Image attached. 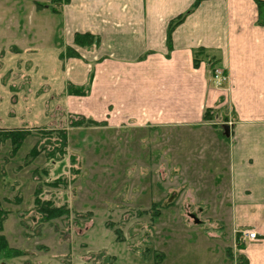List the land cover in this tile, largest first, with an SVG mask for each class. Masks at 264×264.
Listing matches in <instances>:
<instances>
[{
	"label": "rangeland",
	"instance_id": "obj_1",
	"mask_svg": "<svg viewBox=\"0 0 264 264\" xmlns=\"http://www.w3.org/2000/svg\"><path fill=\"white\" fill-rule=\"evenodd\" d=\"M36 2L57 7L50 0H0V87L27 91L32 68L15 55L46 48L53 24H61L60 16ZM43 63L48 70L51 59ZM34 84L39 83L33 78ZM24 103L18 109L22 117L12 121L25 123L31 135L13 157L9 144H0V204L8 211L2 234L24 255L1 264H246L234 247L242 242L225 202L230 175L222 141L232 121L227 107L219 119L217 113L208 118L210 129L154 133L71 129L61 106L48 115L46 127L35 129L30 118L25 121L31 108ZM14 111L9 116L18 117ZM61 128L69 133L66 157L51 165L41 156L24 166L25 155L41 139L38 133ZM57 176L63 182L49 186ZM37 189L42 199L66 206L69 215L42 223L33 210Z\"/></svg>",
	"mask_w": 264,
	"mask_h": 264
},
{
	"label": "crops",
	"instance_id": "obj_2",
	"mask_svg": "<svg viewBox=\"0 0 264 264\" xmlns=\"http://www.w3.org/2000/svg\"><path fill=\"white\" fill-rule=\"evenodd\" d=\"M195 1L58 0L51 8L36 2L60 16L61 24H53L46 48L34 46L28 54L15 55L16 61L29 62L32 78L27 93L22 87H0L5 103L0 129L32 132L15 122L26 101L31 114L25 121L30 118L35 129L46 127L52 121L48 115L61 106L104 130L154 133L210 129L204 112L217 113L219 119L227 107L229 136L222 141L212 133L223 142L230 175L225 202L231 206L233 232L257 233L255 241L234 247L246 264H264V21L256 0H205L175 27L167 46L169 23ZM75 34H90L99 44L76 47ZM67 48L78 56L66 58ZM44 57L51 59L48 70ZM211 67L226 72L227 90L210 86ZM33 78L38 86H32ZM69 85L86 88L87 94L69 95ZM11 110L18 117L9 116ZM9 120L15 121L7 128Z\"/></svg>",
	"mask_w": 264,
	"mask_h": 264
},
{
	"label": "trees",
	"instance_id": "obj_3",
	"mask_svg": "<svg viewBox=\"0 0 264 264\" xmlns=\"http://www.w3.org/2000/svg\"><path fill=\"white\" fill-rule=\"evenodd\" d=\"M58 0H52V2H57ZM202 1L205 0H196L193 6L189 11L184 13L183 15L178 16L176 19L172 20L168 26L167 32V46L170 42V34L181 22L184 20L185 16L189 14L195 7H197ZM258 9L260 11V19L264 21V3L262 1L256 0ZM40 6V5H38ZM73 44L76 47L80 48H90L97 46L99 44V39L90 35V34H75L73 39ZM77 53L71 49L67 48L65 50L66 58H75ZM214 67V66H213ZM212 68V67H211ZM214 68H212L213 71ZM215 70V69H214ZM67 93L69 95L75 96H84L87 94L86 88H76L71 85L67 87ZM212 117L211 111H205L203 114V122H206ZM103 126L102 124L96 123L91 119H85L80 116L69 115L68 117V127L71 129L74 128H95ZM38 131V130H37ZM31 135L29 130L24 129H14V130H1L0 129V144H5L6 142L9 144L10 153L9 157H13L22 147L23 143L26 141L27 137ZM41 136L40 141L37 142L25 155L23 165H29L37 158L43 156L46 160V163L55 165L58 161L62 160L66 157L67 154V133L64 129H53V130H42L38 133ZM54 169V168H53ZM44 176H47V169L42 171ZM62 177H55L49 186H57L59 183H62ZM47 183V182H46ZM34 202H33V210L36 214L40 216V220L42 223H49L61 217H67L69 215L68 209L66 206L56 207L52 204L51 201L42 199L40 196L39 189L34 192ZM20 197H17L19 199ZM12 203V200H8ZM157 206V205H156ZM155 206V207H156ZM157 212V211H156ZM156 216L158 212L155 213ZM8 216V211H6L0 204V264L4 260L21 257L24 253L18 249L11 248L8 244L7 239L2 234L3 233V224L6 221ZM121 226L118 225L114 231V235L118 239L120 236ZM118 241V240H116ZM237 246V245H236ZM240 262V261H239ZM238 262V264H239Z\"/></svg>",
	"mask_w": 264,
	"mask_h": 264
},
{
	"label": "built area",
	"instance_id": "obj_4",
	"mask_svg": "<svg viewBox=\"0 0 264 264\" xmlns=\"http://www.w3.org/2000/svg\"><path fill=\"white\" fill-rule=\"evenodd\" d=\"M210 84L213 89L216 90H227L228 78L224 71L215 69L211 72ZM238 236L242 243L246 241H255L257 239V233L252 230H240Z\"/></svg>",
	"mask_w": 264,
	"mask_h": 264
},
{
	"label": "water",
	"instance_id": "obj_5",
	"mask_svg": "<svg viewBox=\"0 0 264 264\" xmlns=\"http://www.w3.org/2000/svg\"><path fill=\"white\" fill-rule=\"evenodd\" d=\"M225 133L227 134V136H229V135H228V129H227V128H226V130H225Z\"/></svg>",
	"mask_w": 264,
	"mask_h": 264
}]
</instances>
